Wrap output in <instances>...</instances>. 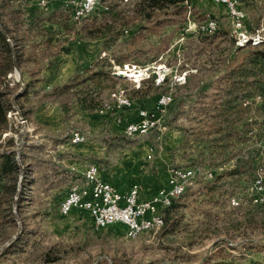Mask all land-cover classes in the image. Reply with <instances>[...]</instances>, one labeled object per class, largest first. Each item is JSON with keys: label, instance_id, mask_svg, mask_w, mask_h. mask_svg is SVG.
Wrapping results in <instances>:
<instances>
[{"label": "rangeland", "instance_id": "obj_1", "mask_svg": "<svg viewBox=\"0 0 264 264\" xmlns=\"http://www.w3.org/2000/svg\"><path fill=\"white\" fill-rule=\"evenodd\" d=\"M72 1L33 13L19 0H0V22L23 49L32 36L44 37L48 47L44 61L33 48L0 53V90L13 107L0 154L13 151L19 167L0 179L7 186L0 249L17 237L0 264H264V203L230 204L246 198L264 170V95L253 84L264 85V73L247 81L232 76L252 52L264 50V0H236L248 42L217 0H189L150 20L137 11L141 0H108L79 20ZM114 93L133 108L120 106ZM247 93L253 99L243 101ZM166 94L173 100L161 113L157 102ZM140 109L160 126L130 138L126 127ZM74 133L86 142L73 144ZM242 162L243 175L225 174ZM91 164L122 185L168 181L177 167L199 177L158 233L132 238L122 224L97 228L87 211L61 214Z\"/></svg>", "mask_w": 264, "mask_h": 264}, {"label": "built area", "instance_id": "obj_2", "mask_svg": "<svg viewBox=\"0 0 264 264\" xmlns=\"http://www.w3.org/2000/svg\"><path fill=\"white\" fill-rule=\"evenodd\" d=\"M108 0H74L72 1L75 19H82L91 15L98 6ZM124 4H130L134 0H120ZM229 9L235 26L239 30L241 38L248 42L245 26L243 25L244 13L241 11L236 0H217ZM215 28V23H210ZM243 29L245 30L243 32ZM119 105L132 109L130 99L121 94H113ZM172 96L163 95L158 100V110L166 113L172 103ZM160 120L152 115L147 109L138 110V120L130 122L126 127L127 136L145 137L154 129H158ZM85 135L74 133L72 142L75 145L86 142ZM148 160L153 159L154 149L150 150ZM199 173L193 168L177 167L170 172L167 185L157 191L151 198L141 199V187L133 185L127 192L122 193L113 184L107 182L100 173L97 165L91 164L84 174L83 181L73 186L63 203L60 212L68 216L73 210L81 209L90 213L94 224L99 229H105L116 224L126 227L127 235H139L158 233L165 226V211L175 202L179 201L188 189L197 181ZM209 178H214L213 172H208ZM246 198L233 197L230 204L234 208L245 206V203H261L264 199V170L258 172L253 185L249 187Z\"/></svg>", "mask_w": 264, "mask_h": 264}, {"label": "trees", "instance_id": "obj_3", "mask_svg": "<svg viewBox=\"0 0 264 264\" xmlns=\"http://www.w3.org/2000/svg\"><path fill=\"white\" fill-rule=\"evenodd\" d=\"M186 2H189V0H141L140 3L137 5V11L139 12L140 16L144 19H152L153 16L158 13L162 12L164 10H169L172 7H175L179 4H184ZM0 26L4 30V32L8 35V38L5 36V34L0 30V53L4 52L6 54L12 55V47L8 41L11 40L12 42H15L12 32L9 28H7L5 25H3L0 22ZM239 68L242 70L238 75H232L233 78L241 79V81H247L250 77H256L259 75V73H264V50L262 51H255L250 54L245 61L239 66ZM249 84L248 82H246ZM255 85H258L259 89V97L264 95V85H259V83H253ZM10 94L6 93L4 91L0 90V132L4 131L8 127V119L7 116L9 113L13 112V107L10 98ZM22 96V95H21ZM253 93H247L244 94L241 99L243 101H247L249 99H253ZM82 102L87 103V99L83 100ZM86 108L91 109V104H86ZM246 161V159H244ZM246 163L242 162L240 164H237L234 169L231 171H227L228 173H225L229 177H236L243 175L245 173ZM19 167L16 162V155L13 151H7L2 154H0V179L4 178L8 175H12L18 171ZM225 175H221L216 177V181L222 180V178ZM18 187H11V193L17 192ZM9 190V188H8ZM7 191V186L0 185V196L2 193H5ZM10 192V191H9ZM185 196V195H184ZM183 196V197H184ZM182 197V198H183ZM1 200V199H0ZM177 202H175L169 209L165 211V223L167 221V217L171 216L173 214L175 209H178ZM0 201V205H1ZM168 222V221H167Z\"/></svg>", "mask_w": 264, "mask_h": 264}, {"label": "crops", "instance_id": "obj_4", "mask_svg": "<svg viewBox=\"0 0 264 264\" xmlns=\"http://www.w3.org/2000/svg\"><path fill=\"white\" fill-rule=\"evenodd\" d=\"M23 3V7L26 9V10H30V12H33V13H42L41 11L44 10V7H48L49 9L50 8H53V9H58L60 7H63L67 2L68 0H19L18 3ZM15 42H13V47L15 50H17L19 52V54H23L24 55V49H28V48H33V54L34 53H41L43 55V58H40L42 57L41 55L38 56V60L40 61H44L46 58H45V54L44 53H47L48 52V47L44 46V43H46L44 37H40V36H32L28 39V42H23L24 43V49H23V44L22 42H19V41H16V39H14ZM48 44V42H47ZM37 45V46H36ZM31 46V47H30ZM40 49V51H39ZM28 53V51H27ZM22 59V58H20ZM22 65V64H21ZM51 71L48 70V71H44V73L46 74H51L50 73ZM45 84L43 83V86ZM83 107V105H82ZM83 110H86L85 107H83ZM87 112V110H86ZM215 155V154H214ZM223 156H226V155H223ZM229 163V164H227ZM227 163H225L223 166L219 167L218 169L215 168V169H212V172L216 175L218 172H221V171H224V170H227L229 169V166L231 167V165H234L235 164V161H228ZM236 166V165H235ZM84 171H82L83 173V176L85 174V171L87 170V167H85L83 169ZM104 178L106 179V177L104 176ZM108 182L112 183L113 185H115L117 187V189L122 192V193H125L127 192L133 185H139L141 187V199L143 200H146V199H149L151 198L153 195H155L157 193V191L159 189H161L162 187H165L167 185V180L165 181H162V182H159L157 179H154L152 180V178H149L148 181H142L144 183H141L143 185H140V184H133V183H129V184H126V185H122L120 183H118V181H114V179H110L108 176H107V179H106ZM164 182V184H162Z\"/></svg>", "mask_w": 264, "mask_h": 264}, {"label": "water", "instance_id": "obj_5", "mask_svg": "<svg viewBox=\"0 0 264 264\" xmlns=\"http://www.w3.org/2000/svg\"><path fill=\"white\" fill-rule=\"evenodd\" d=\"M0 30L5 34V36L8 38V35L4 32V30L2 29V27L0 26ZM8 41L10 42V40L8 39ZM12 50H13V53H14V56H15V52H14V48L12 47ZM15 69L16 71L19 73V68H18V65L17 63L15 62ZM17 237H14L9 243H7L5 246H3L1 249H0V254L9 246L11 245L14 240L16 239Z\"/></svg>", "mask_w": 264, "mask_h": 264}, {"label": "bare ground", "instance_id": "obj_6", "mask_svg": "<svg viewBox=\"0 0 264 264\" xmlns=\"http://www.w3.org/2000/svg\"><path fill=\"white\" fill-rule=\"evenodd\" d=\"M123 74L127 77V75L125 73H123ZM262 203H264V199H263V202ZM131 237L132 238H139V235H131Z\"/></svg>", "mask_w": 264, "mask_h": 264}]
</instances>
